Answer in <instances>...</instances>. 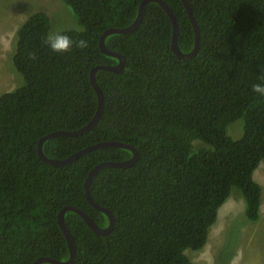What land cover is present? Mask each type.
I'll return each mask as SVG.
<instances>
[{
  "label": "trees",
  "instance_id": "1",
  "mask_svg": "<svg viewBox=\"0 0 264 264\" xmlns=\"http://www.w3.org/2000/svg\"><path fill=\"white\" fill-rule=\"evenodd\" d=\"M62 1L82 29L61 32L88 46L54 52L45 43L50 15L32 13L17 28L11 54L20 83L0 95V264L68 259L60 210L80 207L107 226V214L86 197V178L100 162L133 156L128 148L108 146L53 165L38 154L44 135L78 129L94 117L98 93L91 71L119 62L102 51L100 36L134 22L142 0ZM166 1L179 20V46L189 52L195 30L184 2ZM189 2L201 28L193 58L175 54L171 17L159 3H148L137 29L106 38L126 66L97 72L105 96L98 123L84 134L44 143L51 158L107 140L139 151L132 166L103 168L92 180L94 199L115 214L110 233L97 234L80 214L66 212L76 246L73 264H194L187 251L207 244L233 188L244 198L243 219L261 218L263 188L254 174L264 160V96L252 86L264 84V0ZM238 120L243 132L234 138L228 126Z\"/></svg>",
  "mask_w": 264,
  "mask_h": 264
},
{
  "label": "rangeland",
  "instance_id": "2",
  "mask_svg": "<svg viewBox=\"0 0 264 264\" xmlns=\"http://www.w3.org/2000/svg\"><path fill=\"white\" fill-rule=\"evenodd\" d=\"M36 11L50 15L51 33L82 29L75 14L62 0H0V95L20 83L19 74L11 64L14 37L19 25ZM242 121L228 126L230 136L238 138L242 135ZM195 145L204 143L196 140ZM254 176L263 188L260 220L243 219L244 198L237 188H233L231 196L220 208L207 244L201 250L187 251L194 264H264V160Z\"/></svg>",
  "mask_w": 264,
  "mask_h": 264
},
{
  "label": "water",
  "instance_id": "3",
  "mask_svg": "<svg viewBox=\"0 0 264 264\" xmlns=\"http://www.w3.org/2000/svg\"><path fill=\"white\" fill-rule=\"evenodd\" d=\"M150 2H157L159 3L165 10L166 12L169 14V16L172 19L173 22V36H172V48L173 51L175 52V54L177 56H179L182 59H186V58H193L199 51L200 48V44H201V28L199 23L197 22L193 9L190 5L189 0H183L184 5L186 7V10L188 12V15L190 17V20L193 24L194 30H195V44L194 47L192 48V50H190L189 52H184L181 50L180 46H179V33H180V24H179V20L174 12V10L172 9V7L168 4V2L166 0H142L139 6V11H138V15L136 17V19L134 20V22H132L130 25L126 26V27H109L107 28L100 36L99 39V45L102 49V51L110 56H115L119 59V62L116 64H99L97 66H95L92 71H91V82L94 86V88L96 89L97 93H98V108L96 111V114L94 115V117L84 126L75 129V130H56V131H52L46 135H44L43 137L40 138L39 143H38V154L39 156L46 161L47 163L53 164V165H65L68 164L74 160H76L78 157H80L81 155L95 150V149H99L102 147H108V146H117V147H123V148H128L130 150L133 151V156L128 159V160H120V161H114V160H110V161H103L100 162L99 164H97L94 168H92L86 178V182H85V194L86 197L89 201V203L105 212L109 218V223L107 226H100L97 224V222L82 208L74 206V205H67L64 208H62L59 212V224L66 236L67 242H68V246H69V250H70V256L68 259L66 260H61V259H56L50 256H42L37 258L36 260H34L31 264H41L44 262H50L52 264H73L76 258V246H75V241H74V237L73 234L69 228V226L67 225L66 222V212L67 211H75L78 214H80L83 219L87 222V224L90 226V228L97 234L100 235H105L110 233L116 223V218H115V214L113 213L112 210H110L107 207H104L102 205H100L92 196L91 193V183L92 180L94 178V176L103 168H107V167H120V168H126L129 166H132L133 164H135L137 162V160L139 159V151L138 149L129 142H122V141H118V140H107V141H101L95 144H91L85 148H82L76 152H74L73 154H71L70 156L66 157V158H51L48 157L45 152H44V143L52 138V137H56L59 135H80V134H84L86 132H89L100 120L103 111H104V106H105V96L103 93L102 88L100 87V85L97 82V72L101 69L103 70H109V71H122L125 66H126V59L124 57V55L116 50H112L110 48L107 47L106 45V38L114 33H130L132 31H134L135 29H137V27L139 26V24L141 23V21L144 18V14H145V9L148 3Z\"/></svg>",
  "mask_w": 264,
  "mask_h": 264
},
{
  "label": "clouds",
  "instance_id": "4",
  "mask_svg": "<svg viewBox=\"0 0 264 264\" xmlns=\"http://www.w3.org/2000/svg\"><path fill=\"white\" fill-rule=\"evenodd\" d=\"M45 43L56 53H67L70 52L75 45L78 48H86L88 46L87 41L81 39L79 41H73L71 37L62 32H53L47 36ZM30 59H35V53H29ZM252 91L264 96V84H253Z\"/></svg>",
  "mask_w": 264,
  "mask_h": 264
}]
</instances>
